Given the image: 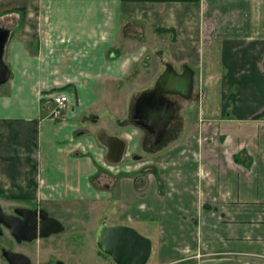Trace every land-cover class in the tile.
<instances>
[{
  "label": "crops",
  "instance_id": "0c3cea01",
  "mask_svg": "<svg viewBox=\"0 0 264 264\" xmlns=\"http://www.w3.org/2000/svg\"><path fill=\"white\" fill-rule=\"evenodd\" d=\"M0 17V203L87 205L147 236L152 264H264V0H0ZM167 65L192 89L163 94L157 141L135 107Z\"/></svg>",
  "mask_w": 264,
  "mask_h": 264
},
{
  "label": "water",
  "instance_id": "95a60500",
  "mask_svg": "<svg viewBox=\"0 0 264 264\" xmlns=\"http://www.w3.org/2000/svg\"><path fill=\"white\" fill-rule=\"evenodd\" d=\"M8 36V28L0 26V85L9 78L10 73L3 61V50ZM191 75L192 72L187 66L176 72L171 65H167L156 79L153 90L143 95L136 103L134 117H139L145 127L152 128L157 141L172 115L171 102L166 100L163 94L173 93L188 98L192 89ZM94 136L105 148L104 157L107 162L117 163L121 160L125 146L121 138L102 129H98ZM14 212L21 218V223H14L11 217L0 213V222L12 234L17 235L18 230L25 225L26 239H32L36 235L43 237L63 230V225L49 216L44 209L16 208ZM29 216L30 224L25 221ZM93 243L96 250L108 256L113 264H145L151 252L149 238L125 224L107 225L100 221L94 230ZM3 256L9 264H29L28 258L22 254L6 252ZM56 264L63 263L57 261Z\"/></svg>",
  "mask_w": 264,
  "mask_h": 264
},
{
  "label": "rangeland",
  "instance_id": "374dc122",
  "mask_svg": "<svg viewBox=\"0 0 264 264\" xmlns=\"http://www.w3.org/2000/svg\"><path fill=\"white\" fill-rule=\"evenodd\" d=\"M4 23L3 17H0V26ZM48 209L49 210L46 211L49 215H52L64 224L63 231L57 236L52 237V239H58V241L52 244L53 253L55 252V254L62 257L66 264H79V262L80 264H93L94 261L101 262L104 261V259L108 260V256L106 257L101 253H96L95 255L94 253L96 248H94L93 245V236L95 224L97 221L98 223L102 221L100 219L97 220L100 214L96 215V213L90 211L91 209L87 205L83 204H64ZM107 221L111 220L108 218ZM43 258L44 254L40 252L38 256L34 257L33 264H36L37 260ZM145 264H152V261L147 260Z\"/></svg>",
  "mask_w": 264,
  "mask_h": 264
},
{
  "label": "flooded vegetation",
  "instance_id": "af4514ba",
  "mask_svg": "<svg viewBox=\"0 0 264 264\" xmlns=\"http://www.w3.org/2000/svg\"><path fill=\"white\" fill-rule=\"evenodd\" d=\"M16 208L40 209V207L16 205L10 202L0 203V213L5 216L11 217V220H13L14 223L21 221V218L18 217L14 212ZM49 216L53 217L52 215ZM55 219L58 220L57 218ZM25 221L26 223L30 224L31 222L30 216L27 217ZM62 225L64 229V224ZM26 230H27V226L25 225L22 227V229H19L17 235H15L12 234L0 222V264H9L3 256V254L6 252L24 255L25 257L28 258L29 264H33L34 257L38 256L40 252H43L44 258L37 260L36 264H56L57 261H61L63 264H66L65 260L62 257H60L58 254H55V252L54 253L52 252V244L58 241V239L55 240L52 239V237L57 236L63 230L57 233L48 234L43 237L36 235L32 239H26L24 237L27 235ZM13 264H19V263L14 262Z\"/></svg>",
  "mask_w": 264,
  "mask_h": 264
},
{
  "label": "built area",
  "instance_id": "2783aa9c",
  "mask_svg": "<svg viewBox=\"0 0 264 264\" xmlns=\"http://www.w3.org/2000/svg\"><path fill=\"white\" fill-rule=\"evenodd\" d=\"M65 93L59 92L51 97L52 108L49 113L50 118H59L66 102Z\"/></svg>",
  "mask_w": 264,
  "mask_h": 264
}]
</instances>
